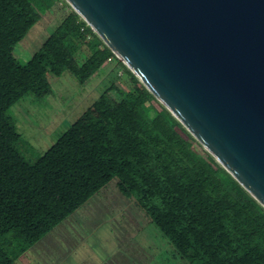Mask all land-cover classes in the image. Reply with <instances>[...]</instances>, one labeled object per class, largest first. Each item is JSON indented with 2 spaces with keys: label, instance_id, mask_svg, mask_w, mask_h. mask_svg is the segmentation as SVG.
I'll return each instance as SVG.
<instances>
[{
  "label": "trees",
  "instance_id": "obj_1",
  "mask_svg": "<svg viewBox=\"0 0 264 264\" xmlns=\"http://www.w3.org/2000/svg\"><path fill=\"white\" fill-rule=\"evenodd\" d=\"M56 1L0 0V264H15L113 179L186 264H264V208L64 0L70 9L40 46L47 67L82 84L113 60L129 88L113 97L110 85L40 156L26 158L9 110L28 92L44 94L47 82L40 67L18 89L14 47Z\"/></svg>",
  "mask_w": 264,
  "mask_h": 264
},
{
  "label": "water",
  "instance_id": "obj_2",
  "mask_svg": "<svg viewBox=\"0 0 264 264\" xmlns=\"http://www.w3.org/2000/svg\"><path fill=\"white\" fill-rule=\"evenodd\" d=\"M264 208V0H64Z\"/></svg>",
  "mask_w": 264,
  "mask_h": 264
},
{
  "label": "rangeland",
  "instance_id": "obj_3",
  "mask_svg": "<svg viewBox=\"0 0 264 264\" xmlns=\"http://www.w3.org/2000/svg\"><path fill=\"white\" fill-rule=\"evenodd\" d=\"M69 9L62 0H57L14 47L16 62L13 68L20 71L18 89L30 82L40 67L45 69L47 82L44 94L39 96L28 92L9 110L22 143H29L30 154H24L31 161L40 156L110 85H114L113 97L129 88L126 74L113 60L102 65L82 84L68 70L57 68L54 71L47 67L49 59L40 51V46ZM10 71L5 76L7 84L11 82L7 81V75H13ZM14 263L186 264L138 209L135 201L118 192L115 179Z\"/></svg>",
  "mask_w": 264,
  "mask_h": 264
},
{
  "label": "crops",
  "instance_id": "obj_4",
  "mask_svg": "<svg viewBox=\"0 0 264 264\" xmlns=\"http://www.w3.org/2000/svg\"><path fill=\"white\" fill-rule=\"evenodd\" d=\"M28 144H29V143H23V144H22L23 153H25V154H28V153L30 154V151H29V149L27 148Z\"/></svg>",
  "mask_w": 264,
  "mask_h": 264
}]
</instances>
